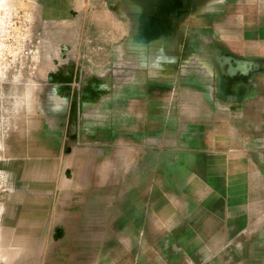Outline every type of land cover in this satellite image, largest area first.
I'll return each instance as SVG.
<instances>
[{
  "label": "rangeland",
  "instance_id": "rangeland-1",
  "mask_svg": "<svg viewBox=\"0 0 264 264\" xmlns=\"http://www.w3.org/2000/svg\"><path fill=\"white\" fill-rule=\"evenodd\" d=\"M50 2L0 0V264H147L130 259L148 255L155 258V264H163V257L178 254L180 250L205 255L207 240L203 239L201 251H195V232L190 228L195 226L196 218H202L200 224L207 226L215 222L212 216L199 213L197 201L190 193L202 194L204 177L224 176L228 157L229 161L240 164L244 143L251 146L247 148L251 157L259 159L260 149H264V119L252 118L251 134L244 136L241 127L248 120L242 119V110L235 109L231 124L234 134L206 133L228 125L224 104L179 102L178 98L181 95L182 99L194 100L200 91L205 97L204 85L214 80L212 75L218 84L217 98L226 96L224 75L228 63L221 55L195 54L201 40L196 45L194 34H176L170 39L169 54L156 56V59L169 58L167 62L156 63L159 77L155 82L169 79L172 102L150 104L149 110L147 103H124L122 119L116 122L108 118L106 150H101L105 160H99L98 152H91L96 158H91L92 167L87 175L91 179L89 206H76L75 212L68 214L60 209L58 231H55L57 216H52L51 240L58 236L60 243L66 244L68 240L69 246L59 250L60 253L74 250V262L51 258L47 262L11 261L24 250L17 245L24 242L18 238L25 226L21 222L22 211L26 200L33 202V196L25 200L23 189L13 182L20 175H52L58 170L55 159L44 158L39 166V160L36 165L28 157L37 150L53 151L55 146L44 142L40 148V143L38 147L33 143L36 117L40 120L43 111H56L49 107L48 100L43 99L42 103V98L56 91V81H72L76 72L82 77V63L87 57L82 48L87 40L80 34L86 26L80 22L74 27L66 18L51 21ZM74 31H79L78 39ZM76 40L80 42L76 44ZM155 42L157 46L163 40ZM76 47L82 50L76 52ZM124 56L122 65L126 75L131 66ZM109 57L112 60L108 65L113 66V55ZM215 61L216 70L210 72ZM76 66L80 68L77 71ZM239 68L235 64V69ZM235 76L238 78L237 72ZM184 91L187 92L182 95ZM206 94L211 96L210 92ZM196 107H202V112H196ZM147 114L149 117H145ZM67 153H59L64 156L59 158V174H64L66 169L68 173L72 171L73 159ZM233 169L237 176L244 173L241 166ZM147 201L148 210L144 205ZM222 201L215 205L220 206ZM66 224L74 228L69 227L68 231ZM200 233L205 237L210 231ZM42 234L45 237L37 240L39 255L32 256L28 253L32 247L27 246L28 258L43 259L44 252L54 254L55 246H46L49 242L46 230Z\"/></svg>",
  "mask_w": 264,
  "mask_h": 264
},
{
  "label": "crops",
  "instance_id": "crops-1",
  "mask_svg": "<svg viewBox=\"0 0 264 264\" xmlns=\"http://www.w3.org/2000/svg\"><path fill=\"white\" fill-rule=\"evenodd\" d=\"M50 1L51 21L66 18L74 27L80 22L86 26L80 34L84 41L87 40L82 47L87 57L82 63V77L76 72L72 81H56V91L43 96L42 103L43 99L48 100L49 107L56 111H43L44 116L40 120L36 117L33 143L37 147L40 143V148L44 142L55 146L53 151L43 153L37 150L28 157L36 165L39 160V166H42L44 158L57 160V173L20 175L13 182L23 189L25 200L33 196V202L26 200L22 211L24 233L18 238L24 242L17 245L24 247V250H20L17 257L11 260L19 263L47 262L50 258L58 262L59 259L66 263L74 262V250L67 249L65 253L59 250V247L69 246L68 240L66 244L60 243L59 236L51 240L52 216H57L55 231H58L60 209L68 214L75 212L76 206H89L91 179L87 175L92 167L91 158H96V154L92 155L91 152H98L99 160H105V154L101 157V150H106L108 118L116 122L122 119L124 103H147L149 110L150 104L172 102L169 79L162 78L159 83L155 82V78L159 77L156 69L158 61L167 62L169 58L157 60L156 56L169 54L170 39L175 38L176 34H194L196 45L201 40L195 54L221 55L228 63L224 75L226 96L220 100L217 98L215 75H212L214 80L208 86L204 85L205 97L203 91H200V95L198 92L194 100L182 99L179 94V102L224 104L222 108L227 112L228 125L219 128L222 130L215 128L206 133L234 134L231 124L235 109L242 110V119L248 120L247 125L243 123L241 127L244 136L251 134L252 118L264 119V0ZM77 33L79 31L75 32V39L80 36ZM155 40H163V43L156 46ZM78 42L80 40L75 41L76 44ZM77 47L76 52L77 49L82 50ZM108 55H113V66L108 65L112 60ZM144 55L147 57H142ZM123 56L131 66L130 73L126 75L122 65ZM235 64L240 68L235 69ZM211 66L210 72L215 71L216 61ZM78 69L79 66H76L75 71ZM63 83L70 90L62 86ZM209 92L210 97L206 96ZM235 104H239V107ZM199 111L202 112V107H196V112ZM196 116L199 117V114ZM243 146L240 164L229 161L228 157L224 176L204 177L202 194L199 191L188 192L197 201L199 213L212 216L215 222L207 226L200 224L203 223L202 218H196L195 226L190 228L195 232V251H201L203 239L207 240L205 255L180 250L178 254L163 257V264H264V149H260L259 159H256L257 156L251 157L250 149L247 152L251 146L245 143ZM64 151L68 152L69 159H73L72 171L68 173L66 169L64 174H59V158H64L59 153ZM239 166L244 172L241 176H237L233 169ZM146 198L148 200V195ZM220 199L224 200L222 204L215 205ZM144 205L148 210V201ZM44 224L46 227H43ZM65 227L69 231V227L74 228V225L66 224ZM45 230L46 239L49 240L46 246L54 245V254L44 252L43 259L28 258V253L39 255L37 240L45 237L42 234ZM203 230L210 233L203 237L200 233ZM27 246L32 247L29 252ZM133 260L155 264V258L149 255L138 257V260L131 256L130 261Z\"/></svg>",
  "mask_w": 264,
  "mask_h": 264
},
{
  "label": "bare ground",
  "instance_id": "bare-ground-1",
  "mask_svg": "<svg viewBox=\"0 0 264 264\" xmlns=\"http://www.w3.org/2000/svg\"><path fill=\"white\" fill-rule=\"evenodd\" d=\"M1 5V4H0Z\"/></svg>",
  "mask_w": 264,
  "mask_h": 264
}]
</instances>
